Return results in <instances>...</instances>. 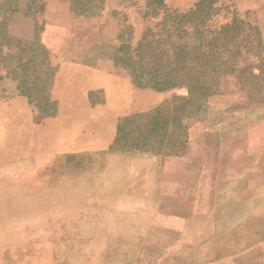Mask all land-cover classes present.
Segmentation results:
<instances>
[{
    "label": "rangeland",
    "instance_id": "374dc122",
    "mask_svg": "<svg viewBox=\"0 0 264 264\" xmlns=\"http://www.w3.org/2000/svg\"><path fill=\"white\" fill-rule=\"evenodd\" d=\"M146 3L79 15L69 0H0V264H75L78 251L117 247L102 228L139 214V197L117 190L135 176L107 162L116 150L200 170L224 204L236 191L244 246L260 239L258 254L154 251L149 233L131 240L132 263L264 264V0H164L157 15ZM221 29L226 41L206 47ZM178 70L210 90L161 89Z\"/></svg>",
    "mask_w": 264,
    "mask_h": 264
},
{
    "label": "crops",
    "instance_id": "0c3cea01",
    "mask_svg": "<svg viewBox=\"0 0 264 264\" xmlns=\"http://www.w3.org/2000/svg\"><path fill=\"white\" fill-rule=\"evenodd\" d=\"M137 153L107 151L105 159L109 164H120L122 170L135 176L133 184H121L117 190L137 193L139 198L133 207L139 214L125 219L122 227L102 228V235L110 241L120 242L117 247H108L104 251H78L82 258L75 264H153L140 262L141 254L138 262L132 263L128 248L132 239L142 242L149 233L157 235L154 251H195L197 248L206 250L209 246L208 250L231 251L232 255L243 251H257L258 254L261 250L258 233H252L249 237L251 244L244 246L245 237L237 218L243 200L238 201L236 191L231 192L234 195H228V202L224 204L223 189L212 179L209 181L206 174L203 192L197 179L201 176L200 170L165 167L149 159L145 152ZM196 159L204 160L200 155ZM213 169L216 177L224 176L220 163L213 164ZM233 184L236 180L234 182L229 177L227 186ZM108 220V224L115 223V219ZM138 251L146 250L140 248Z\"/></svg>",
    "mask_w": 264,
    "mask_h": 264
},
{
    "label": "trees",
    "instance_id": "16d2710c",
    "mask_svg": "<svg viewBox=\"0 0 264 264\" xmlns=\"http://www.w3.org/2000/svg\"><path fill=\"white\" fill-rule=\"evenodd\" d=\"M41 1L42 0H29V4L31 6H34L33 8L35 9L38 5V2H41ZM104 1L105 0H69L71 8L76 13H78L79 15H91V14L93 15V14H95L98 10L102 9ZM146 4H147V9H148L147 15H149L148 13H150L151 11L156 12L153 15H157V13L159 11H162L164 8V0H147ZM222 31H223V29H221L218 33H216L215 36L210 39V41L208 42L209 45H207L206 47L213 48L212 43L215 46V43H217V42H222V41L225 42L226 39L221 38ZM200 43H201L200 45H204V43L202 41H200ZM184 47H185V45H184ZM209 56H212V55H209ZM204 57H205V54H204ZM203 60H204V58H203ZM204 66H206V63L204 64L203 62H201L199 72L202 71ZM184 69L187 70L188 68H184ZM189 70H190V68H189ZM192 71H196V63H194V65L191 67V72ZM178 72H181V75H180L181 77H180L179 81L176 82V79L171 81L172 79L167 78V79H165L166 81L161 83L162 87H160V88L161 89H167V88H171V87H176V88H185V89L190 91V90H192V82L193 81L195 83H199V80H202L201 84H200L201 89H199V90L200 91L210 90V88L209 89H203L205 87V85H207V82H205L204 78H201V77L195 78L194 77V78H191L192 79L191 81H186V78L188 76H186V74H183L182 70L181 71L178 70ZM203 92H206V91H203ZM207 92H209V91H207ZM41 114H42V116L50 115V113H44V112H41Z\"/></svg>",
    "mask_w": 264,
    "mask_h": 264
}]
</instances>
